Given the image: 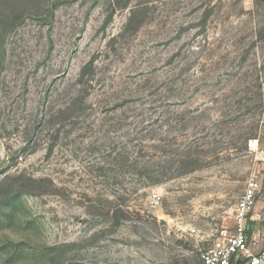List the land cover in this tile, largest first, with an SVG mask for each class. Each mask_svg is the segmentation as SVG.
Returning <instances> with one entry per match:
<instances>
[{
	"label": "rangeland",
	"instance_id": "obj_1",
	"mask_svg": "<svg viewBox=\"0 0 264 264\" xmlns=\"http://www.w3.org/2000/svg\"><path fill=\"white\" fill-rule=\"evenodd\" d=\"M257 149L264 0H0V264H203Z\"/></svg>",
	"mask_w": 264,
	"mask_h": 264
},
{
	"label": "built area",
	"instance_id": "obj_2",
	"mask_svg": "<svg viewBox=\"0 0 264 264\" xmlns=\"http://www.w3.org/2000/svg\"><path fill=\"white\" fill-rule=\"evenodd\" d=\"M264 157V149H257ZM264 185L253 178L249 182L244 195L239 200L235 212V231L217 238L202 253L203 264H264V247L249 235V215L252 212L257 194ZM161 196H152L154 205L160 203Z\"/></svg>",
	"mask_w": 264,
	"mask_h": 264
},
{
	"label": "trees",
	"instance_id": "obj_3",
	"mask_svg": "<svg viewBox=\"0 0 264 264\" xmlns=\"http://www.w3.org/2000/svg\"><path fill=\"white\" fill-rule=\"evenodd\" d=\"M14 200H11L8 202V206H7V214H6V217L8 220H11L12 219V215H13V207H14Z\"/></svg>",
	"mask_w": 264,
	"mask_h": 264
},
{
	"label": "crops",
	"instance_id": "obj_4",
	"mask_svg": "<svg viewBox=\"0 0 264 264\" xmlns=\"http://www.w3.org/2000/svg\"><path fill=\"white\" fill-rule=\"evenodd\" d=\"M249 219H252V220L255 221V219H257V218H256L255 215H251V217H250ZM249 230H250V229H249ZM249 235H250V232H249ZM250 236H252V237L258 242V245H259V246L264 247V245L260 243V241H261V240H260V239H261V238H260V234L253 232V234H251ZM262 245H263V246H262Z\"/></svg>",
	"mask_w": 264,
	"mask_h": 264
}]
</instances>
